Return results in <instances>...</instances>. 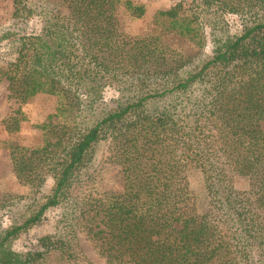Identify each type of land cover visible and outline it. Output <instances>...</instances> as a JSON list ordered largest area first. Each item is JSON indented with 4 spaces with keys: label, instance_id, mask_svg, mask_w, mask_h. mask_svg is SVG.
<instances>
[{
    "label": "trees",
    "instance_id": "16d2710c",
    "mask_svg": "<svg viewBox=\"0 0 264 264\" xmlns=\"http://www.w3.org/2000/svg\"><path fill=\"white\" fill-rule=\"evenodd\" d=\"M12 1L40 26L0 27V81L56 95L59 119L10 150L32 194L0 229V264L75 258L79 227L107 264H264V0L177 1L138 34L119 21L144 14L134 0ZM102 144L118 184L100 183ZM52 206L56 229L13 249Z\"/></svg>",
    "mask_w": 264,
    "mask_h": 264
},
{
    "label": "rangeland",
    "instance_id": "374dc122",
    "mask_svg": "<svg viewBox=\"0 0 264 264\" xmlns=\"http://www.w3.org/2000/svg\"><path fill=\"white\" fill-rule=\"evenodd\" d=\"M134 1L144 3L146 10L140 18L136 19L131 18L124 9L119 11L120 29L125 34H138L146 31L148 27L152 26V18L156 9L169 6L177 1L186 2L189 0ZM226 20L231 31L239 27V21L234 15H227ZM3 26L37 31L40 22L36 15L24 10L16 11L12 0H0V27ZM116 94L117 84L114 82L106 83L102 93V105L108 104ZM56 101V95L46 92H38L21 101L10 95L8 81L5 78L0 81V229L17 219V214L21 212V207L26 202L29 193L32 194L27 185H22L15 178L10 164V150L13 147L29 150L42 142L43 125H49L59 119L55 114ZM13 123L17 124L16 129L9 128ZM105 154V144L99 145L96 152V164L100 171V183L103 185L118 184L119 174L117 168L108 166L109 164L105 161ZM61 216L62 210L60 207L47 208L41 221L22 231L19 236L11 241L12 248L24 251L36 247L40 236L56 229V219ZM77 233V257L67 258L59 253H54L40 264H89V262L107 264L85 229L79 227Z\"/></svg>",
    "mask_w": 264,
    "mask_h": 264
}]
</instances>
